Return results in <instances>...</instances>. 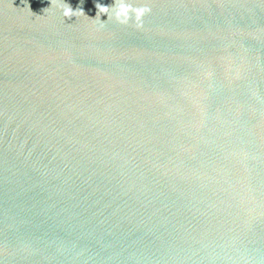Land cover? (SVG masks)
<instances>
[{"label":"water","instance_id":"obj_1","mask_svg":"<svg viewBox=\"0 0 264 264\" xmlns=\"http://www.w3.org/2000/svg\"><path fill=\"white\" fill-rule=\"evenodd\" d=\"M125 2L0 0V264H264V0Z\"/></svg>","mask_w":264,"mask_h":264},{"label":"clouds","instance_id":"obj_2","mask_svg":"<svg viewBox=\"0 0 264 264\" xmlns=\"http://www.w3.org/2000/svg\"><path fill=\"white\" fill-rule=\"evenodd\" d=\"M96 7L101 15L107 16V19H109L108 14L111 12V18H114L117 22L122 24H126L133 17L135 18V21L139 23L141 18L149 11L147 7L133 8V6L125 2V0H118V3H116V5L111 9L100 4H97ZM75 13L76 11H73L70 6L61 10V14L65 18L73 17Z\"/></svg>","mask_w":264,"mask_h":264}]
</instances>
